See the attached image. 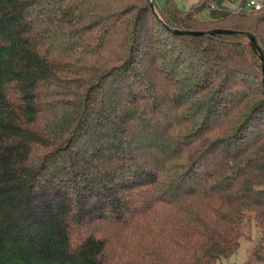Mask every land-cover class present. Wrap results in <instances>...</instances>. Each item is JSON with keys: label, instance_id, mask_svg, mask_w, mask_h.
<instances>
[{"label": "trees", "instance_id": "1", "mask_svg": "<svg viewBox=\"0 0 264 264\" xmlns=\"http://www.w3.org/2000/svg\"><path fill=\"white\" fill-rule=\"evenodd\" d=\"M184 1L0 0V264H264V0Z\"/></svg>", "mask_w": 264, "mask_h": 264}, {"label": "rangeland", "instance_id": "2", "mask_svg": "<svg viewBox=\"0 0 264 264\" xmlns=\"http://www.w3.org/2000/svg\"><path fill=\"white\" fill-rule=\"evenodd\" d=\"M176 5L182 9L185 10L188 6V3L184 0H174ZM165 3V0H154V4L157 8H162ZM198 17L200 19H207L208 18V12L207 10H204L201 12ZM247 234L250 236V240H243L241 242L240 248L236 251V253L228 260V262H223V264H244L246 254L248 250L255 244V242L258 240V232L256 231L253 224H250V227L247 228Z\"/></svg>", "mask_w": 264, "mask_h": 264}, {"label": "water", "instance_id": "3", "mask_svg": "<svg viewBox=\"0 0 264 264\" xmlns=\"http://www.w3.org/2000/svg\"><path fill=\"white\" fill-rule=\"evenodd\" d=\"M149 5H150L151 9H153L152 3H149ZM172 32L174 34L189 35V36H202V35H206V34H232V32L226 31V30H212V31H208V32H186V31L172 30ZM246 36L248 38L249 45H250L251 49L253 50L255 55H257V57L260 61V65H261V69H262V75H263L262 80L264 83V58L260 52V49L256 45L254 38L250 34H246Z\"/></svg>", "mask_w": 264, "mask_h": 264}, {"label": "built area", "instance_id": "4", "mask_svg": "<svg viewBox=\"0 0 264 264\" xmlns=\"http://www.w3.org/2000/svg\"><path fill=\"white\" fill-rule=\"evenodd\" d=\"M250 6H253L255 10H258L259 9V5H257L256 3L254 2H250Z\"/></svg>", "mask_w": 264, "mask_h": 264}]
</instances>
